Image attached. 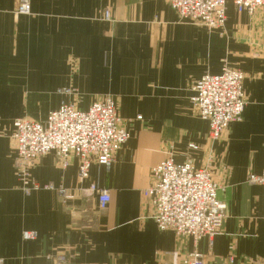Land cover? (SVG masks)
I'll use <instances>...</instances> for the list:
<instances>
[{"label":"crops","instance_id":"crops-1","mask_svg":"<svg viewBox=\"0 0 264 264\" xmlns=\"http://www.w3.org/2000/svg\"><path fill=\"white\" fill-rule=\"evenodd\" d=\"M18 4L0 0L2 264H46L61 253L68 264H188L194 251L205 264H264V188L248 181L264 170V11L237 13L228 2L223 29L209 30L180 22L166 0H30L28 15L14 13ZM224 65L243 73L245 106L211 142L191 86ZM107 96L130 134L113 162L93 161L80 181L76 157L62 168L55 154L39 156L30 175L41 189L25 195L14 120L43 121L62 102L86 110ZM167 158L208 165L222 187L225 218L211 245L156 227L143 191ZM91 185L107 190L105 210L86 196Z\"/></svg>","mask_w":264,"mask_h":264},{"label":"built area","instance_id":"built-area-1","mask_svg":"<svg viewBox=\"0 0 264 264\" xmlns=\"http://www.w3.org/2000/svg\"><path fill=\"white\" fill-rule=\"evenodd\" d=\"M180 22H188L209 30H222L226 21V4L230 2L237 13L253 15L264 11V0H166ZM16 15L30 13V0H19ZM108 19V14H104ZM243 73L222 66L219 74L203 75L191 86L190 102L198 117L208 123L209 138L219 140L228 125L241 120L245 106ZM61 94L75 92L62 89ZM137 119H140L138 117ZM130 134L122 127L116 112L115 101L107 96L92 103L86 110L75 104L64 103L48 113L43 121L28 118L13 122L11 138L15 142L14 168L25 195L41 189L31 178L30 170L35 160L53 153L65 168L69 156L78 159V178H87L92 162L108 167L115 154L127 142ZM210 159V158H209ZM248 181L264 188V170L261 175H250ZM44 189L52 190L51 186ZM220 184L212 178L209 166L195 168L190 162L177 164L172 158L160 162L151 170V183L143 191L153 209V221L160 231L171 230L179 237L191 238L197 243L218 234L225 218V205L219 199ZM61 195L64 192L59 190ZM86 196L96 195L97 208L105 210L110 198L107 190L91 185ZM22 239L34 241L35 232H23ZM188 264H205L202 255L192 252ZM233 258L228 259V264ZM2 264V260H0ZM46 264H68V257L61 253L48 258Z\"/></svg>","mask_w":264,"mask_h":264}]
</instances>
